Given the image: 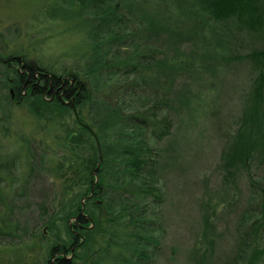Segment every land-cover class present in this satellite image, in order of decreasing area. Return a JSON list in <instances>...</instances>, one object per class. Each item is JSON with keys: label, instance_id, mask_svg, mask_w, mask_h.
Here are the masks:
<instances>
[{"label": "trees", "instance_id": "16d2710c", "mask_svg": "<svg viewBox=\"0 0 264 264\" xmlns=\"http://www.w3.org/2000/svg\"><path fill=\"white\" fill-rule=\"evenodd\" d=\"M68 3L80 16L83 14L84 21L83 57L79 56L76 71L49 74L33 60L22 63L20 58H3L0 54V81L9 90L2 96L6 105L31 103L39 118L51 125L58 115L72 113L79 125L64 137L72 142H62V147L77 149L73 160H66L69 168L81 172L85 188L69 206L61 203L59 192L49 201L52 207L63 205L59 212L64 234L60 230L53 234L41 263L81 264L76 259L85 258L87 249L92 255L94 233L107 222L105 250H100L97 261L88 260L87 264H102L101 255L108 254L111 247L112 264H149L158 253L155 229L159 225L155 209L148 212L145 207L160 201L161 169L176 159L164 152H175L178 135L212 111L227 65L244 60L252 78L242 94L236 127L223 138L219 151L221 186L217 191L226 198L217 196L208 205L202 200L201 245L193 248L192 257L196 264H209L217 241V224L212 216L236 202L233 187L245 176L250 197L259 202V217L247 225L248 234L240 225L245 238L238 235L231 260L243 254L238 252L242 246L241 251L248 253L244 264H264V178L252 175V163L264 160V0ZM234 31L260 46L239 54ZM90 106L95 107L96 115H90ZM41 126L34 127L43 129ZM76 135L83 142H75ZM51 147L48 157L54 158L56 146ZM12 158L0 155V235L16 236L22 230L15 215L23 209L17 201H22L29 188L34 169L25 170L21 164L24 171L13 174L16 166L12 165L17 162L12 163ZM51 165L45 173L62 168ZM254 207L247 205L243 212ZM115 209L122 214L115 213L113 221L105 214ZM125 210L129 214L126 221ZM68 219L74 220L72 224ZM93 223L94 228L90 226ZM118 240L123 243L118 245ZM68 255L71 257L66 258ZM0 264L5 261L0 260Z\"/></svg>", "mask_w": 264, "mask_h": 264}, {"label": "rangeland", "instance_id": "374dc122", "mask_svg": "<svg viewBox=\"0 0 264 264\" xmlns=\"http://www.w3.org/2000/svg\"><path fill=\"white\" fill-rule=\"evenodd\" d=\"M81 16L68 0H0V54L3 58L10 56H13L14 60L20 58L22 63L33 60L49 74L76 71L80 60L78 58L83 57V14ZM234 34L235 50L239 54L260 46L242 33ZM250 74L252 71L244 60L229 63L219 82L220 97L216 105L213 102L212 111L190 125L191 127L188 126V130L181 136L178 135L175 152L168 154L164 152L170 159H173L174 155L176 159L161 169L160 201L158 204L145 207L148 212L152 208L155 209L159 225L155 229L159 241L158 253L149 259V264H196L192 252L194 247L201 245V202L205 200L208 205L209 200H217V196L226 198L225 194L217 191L221 186L217 169L219 151L224 142L223 138L226 134L230 135L236 127L242 109V94L249 79L252 78L249 77ZM4 87L0 81V155L3 159L11 156L12 163L17 162L12 165L17 169L16 171L13 167V174L25 167V170L31 167L34 170L22 201H17L23 207L21 213L15 215L22 232L16 236L0 235V260H4L5 264H42L41 260L47 255V246L53 239V234L60 230L63 235L65 226L59 212L63 205L52 207L49 201L59 192L62 194L61 203L69 206L72 199L85 188L81 183L83 182L81 172H74L72 167L71 169L68 167L70 160L77 154V149L71 151L68 146L62 147V142H72L64 137L70 130L76 131L79 125L72 113H67L63 117L58 115L56 123L51 125L39 118L31 103L6 105L2 96L9 90L8 88L5 90ZM89 110L90 115H96L95 107L90 106ZM34 123L39 126L45 124L48 128L41 126L43 129H35ZM31 128L32 131L29 130ZM25 135L32 139L24 138ZM76 136L75 142H83L78 135ZM41 139L43 142L39 141ZM51 145L56 146L54 158L48 157ZM53 163L54 166L62 168L58 170L55 167L53 174L45 173L44 170H49ZM252 166L253 177L264 178V160L258 163L256 159ZM97 181L98 178L94 180ZM235 190L236 202L227 204L223 212L217 210L212 216L215 225L217 224V241L209 264H234L236 259L235 264H244L248 256L247 252L241 251V246L238 252L243 254L231 260L236 251L238 235L245 238L246 233L241 231L240 225L248 234L247 225L259 217L256 212L259 202L250 197L245 176L236 188L233 187V191ZM84 200L83 197L80 199L82 209L85 207ZM250 204L255 206V209L243 212ZM120 211L115 209L105 215L114 221L117 218L115 213L119 216V213L122 214ZM124 214L126 221L129 214L126 210ZM73 221L68 219L69 224ZM50 225L52 227L48 228ZM106 225L107 222L99 226L94 233L96 243L92 255L87 249L84 252L86 260L81 256V260L76 259L77 262L87 264L88 260L97 261L100 250H105L106 236L104 237L103 232ZM90 226L94 228V223ZM122 243L120 240L117 242L118 245ZM111 249L108 254L101 255L99 261L104 259L102 264H112ZM70 257L71 255L66 256Z\"/></svg>", "mask_w": 264, "mask_h": 264}, {"label": "flooded vegetation", "instance_id": "af4514ba", "mask_svg": "<svg viewBox=\"0 0 264 264\" xmlns=\"http://www.w3.org/2000/svg\"><path fill=\"white\" fill-rule=\"evenodd\" d=\"M19 61H21V59H18Z\"/></svg>", "mask_w": 264, "mask_h": 264}]
</instances>
